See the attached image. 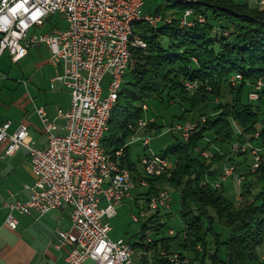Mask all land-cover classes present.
<instances>
[{"label": "built area", "instance_id": "1", "mask_svg": "<svg viewBox=\"0 0 264 264\" xmlns=\"http://www.w3.org/2000/svg\"><path fill=\"white\" fill-rule=\"evenodd\" d=\"M255 1L256 7L263 10L264 0ZM144 5L145 0H0V56L8 52L12 61L18 63L31 50L46 46L50 64L62 69L53 82H60L70 92L69 109H58L55 118L49 116L45 107L37 109L47 139L44 147L34 143L27 125L20 124L12 130L9 120L0 124V144H7L4 155L11 157L21 148L26 149L34 176V184L25 186L28 199L6 204L5 225L17 230L16 214L41 218L54 210L70 208V229L58 230L55 235V247L66 251L68 264H84L88 260L94 264H136L135 249L130 242L111 240L109 220L117 215V208L125 199L132 198L131 192L137 185L147 191L149 178L163 175L171 168L169 158L150 148V123L144 118L136 124V134L131 139L142 142L145 150H149L139 162L142 175L136 176L130 170L124 161L123 148L108 155L102 145L132 52L147 49L138 24L157 28L171 24L174 19L168 14L144 13ZM55 14L66 19L68 28L45 32L48 19ZM191 17L192 12L187 11L180 21L181 27L194 26ZM197 21L204 22V18L198 16ZM192 60L197 63L195 58ZM107 77L110 81L105 93L103 82ZM242 82L241 74L228 80L234 88ZM185 87L194 93L197 84L188 82ZM263 87L262 80L252 85L251 102L260 99ZM142 108L148 111L147 104ZM206 120L207 116H202L187 123L177 122L167 132L187 141ZM59 130L64 134H58ZM215 146L212 143L209 148ZM249 148L253 157L251 170L255 171L260 165V149L250 144H234L231 153ZM216 149L218 154H225ZM211 155L209 149L202 151L206 160ZM236 174V165L225 160L217 178H205L214 189H222L233 177L241 187L245 175ZM103 201L105 206H101ZM147 201L139 216L132 215L134 223L147 219L150 213L170 209L172 193L159 186ZM173 234L170 230V235ZM151 241L150 237L146 239L147 243ZM197 250L202 252L200 246ZM141 257L145 264H157L158 260L167 264H195L189 255L177 251H143Z\"/></svg>", "mask_w": 264, "mask_h": 264}, {"label": "trees", "instance_id": "2", "mask_svg": "<svg viewBox=\"0 0 264 264\" xmlns=\"http://www.w3.org/2000/svg\"><path fill=\"white\" fill-rule=\"evenodd\" d=\"M187 11L192 12L194 26L181 27ZM169 12L174 16L171 24L157 28L138 24L147 49L132 52L102 145L108 155L123 148L124 161L137 175L127 144L145 116L143 105L155 99L167 107L177 104L183 111L172 122L187 123L198 110L203 111L199 117L207 116V120L187 141L174 135V142L161 154L171 161L169 172L149 178L150 188L140 194L141 199L149 198L163 185L177 191L183 228L178 234L163 236L165 225L160 223L162 210H158L141 227L142 233H156L152 241L144 242L143 235L133 248L153 253L177 251L197 264H264L259 253L264 245V87L258 101L249 100L252 85L258 80L264 83V10L247 0H161L151 14ZM198 16L204 22H198ZM236 74L242 75L243 82L234 88L228 80ZM188 82L197 84L194 93L186 89ZM210 105L215 115L204 112ZM164 127L157 123L148 126L157 133ZM208 137L225 151L223 156L214 152L208 160L202 157ZM234 144L260 149V165L255 171L247 164L251 148L232 154ZM225 160L236 165L237 173L248 168L240 201L225 185L214 189L206 182V176L218 177ZM216 224L229 230L226 238L217 232ZM223 246L225 258L220 256ZM157 264L167 263L158 260Z\"/></svg>", "mask_w": 264, "mask_h": 264}, {"label": "rangeland", "instance_id": "3", "mask_svg": "<svg viewBox=\"0 0 264 264\" xmlns=\"http://www.w3.org/2000/svg\"><path fill=\"white\" fill-rule=\"evenodd\" d=\"M245 0H240L243 2ZM251 6L256 7L255 0H247ZM161 3V0H145L144 13H152L154 9ZM257 8V7H256ZM258 10L260 7L258 6ZM264 10V9H263ZM168 15H172L171 12ZM45 32L53 30H65L68 28V23L65 18L59 14L52 15L46 24ZM42 33V32H39ZM44 33V32H43ZM165 45H168V41H165ZM42 59H46V55L42 57L40 54H36V49L30 51V54L27 58L23 59L18 63H14L8 54L5 52L0 56V122L3 120H12L15 123H18L25 116L29 119H34L39 124V119L37 117L36 110L39 108L40 104H46L53 106L51 100L53 98V93H61V104L63 108L69 107L70 103V92L67 89L59 90L61 83L55 82L54 89H51V76L50 66L48 67H39V63L42 62ZM110 78L107 77L103 86L106 88ZM25 97L26 99L22 101L24 104L26 101L29 102V105L25 110L21 108L22 104L19 105L17 102ZM217 105V100L213 101ZM148 105V111L145 112L144 119L149 123H157L159 125L165 126L162 132H156L155 129L149 131L148 136L151 137L150 148L157 154H162V152L174 142L173 133L167 132L168 128L178 121L172 119L182 112L183 110L178 107L177 104L167 107L161 105L158 100H152ZM213 105H210V107ZM37 107V109H36ZM212 111H209L208 114L215 115L214 106L211 107ZM27 112V113H26ZM202 112V110H199ZM213 112V113H211ZM199 118V113H197L196 118ZM193 121L190 119L189 122ZM32 136L37 137L36 132L31 131ZM206 144L208 143V149L212 153L217 152V146L210 147V144L216 143L212 138H206ZM211 142V143H210ZM204 147V146H203ZM202 147V148H203ZM221 149H218V151ZM149 150H145V147L142 145V142H131L130 145V161L134 164L135 168L140 169V160L148 153ZM225 152V151H224ZM3 156V157H2ZM253 158L252 154L249 155L247 164H252ZM30 161L28 157V152L26 149L21 148L13 156L7 157L4 155V148L0 150V220L3 218L6 209H4L5 203H10L14 201L11 195L15 196L18 192H25V183L31 181V175L29 172ZM31 168V167H30ZM241 172H238L236 175L244 174L248 168L243 167ZM246 168V169H245ZM250 168V167H249ZM141 172V170H140ZM236 177L231 178L228 182L225 183V186H229V182L233 179L235 180V190L237 193L236 199L239 200L241 187L236 183ZM163 189H168L172 193V201L170 209H161L160 223L165 225L163 236H169L170 230H173L175 234H178L183 228V223L181 219V205L179 193L167 185L162 186ZM259 189L255 188V193ZM144 189H141L137 185L131 194L132 198L125 199L117 208V215L109 220L111 226L110 238L112 241L116 242L120 239H123L127 242H130L132 245L139 242L141 237L145 235L144 242L148 237L152 238L155 236V232L148 230L146 233H142V224L145 220H142L140 223H134L132 221V215H138L143 209V206H146L148 203V197H143L142 200L140 192H143ZM239 192V193H238ZM234 193V194H235ZM240 201V200H239ZM106 203L103 201L101 206H105ZM170 212L171 215H167ZM150 213L151 214H154ZM19 218L22 215L16 214ZM217 232L222 235V238H226L229 234V230L222 227L219 224L215 225ZM210 242H213V238H209ZM138 248H135V252ZM262 251L260 250L259 253ZM226 252L225 247H222L220 256L225 258ZM134 260V257H133ZM85 264H93L91 260L87 261Z\"/></svg>", "mask_w": 264, "mask_h": 264}, {"label": "crops", "instance_id": "4", "mask_svg": "<svg viewBox=\"0 0 264 264\" xmlns=\"http://www.w3.org/2000/svg\"><path fill=\"white\" fill-rule=\"evenodd\" d=\"M36 54H40L42 57L46 55V59H42L43 61L39 63V67H44V68L48 66H50V68L52 67L50 70V74L52 73L53 74L51 76L50 82H51V89L55 90L54 83L57 81L53 82V79L55 78L57 73H62V69L55 68L50 64L49 52L46 46L42 45L39 48H36ZM63 88L66 89L61 84L60 88L58 89L63 90ZM25 99H26L25 97L21 98L17 102V104L21 105L22 101H24ZM51 102L53 106H49L46 104L39 105V107H45L47 109V112L51 118L56 117L58 109H62L66 111L70 107V103H69V107H65V108H63L62 105L59 104L61 103V93L54 92ZM28 105L29 102L26 101L24 104H22L21 108L25 110ZM211 107H207L206 109H204V112L208 113L209 111H212V109H210ZM197 113L201 115L203 111L199 112L198 110L197 112H194L192 115L189 116V120L190 119L193 120L194 118H196ZM36 115L39 119V124L36 122V120L29 119L27 116H25L18 123L13 122L12 120L9 121L12 122V130L16 129V127L20 124L27 125L29 127L30 133L31 131H33L36 132V134L38 135L37 137H34L30 134L34 143L39 147H44L46 145L47 139L43 133V127L40 118L38 114ZM5 121L8 120H3L0 122V124L4 123ZM58 123L62 125L63 121L58 120ZM256 128L261 129L262 125H257ZM58 134H64V131L59 130ZM129 143H130L129 144L130 147L131 140L129 141ZM6 145H7L6 143L0 144V150L2 151L4 148L5 151ZM136 169L138 170V173L136 174L142 175L140 169L138 168ZM29 172H30L29 175H31V181L25 183V186L34 184V176L32 174L30 167H29ZM234 182L235 180L233 179L231 182H229V186L228 185L225 186L226 191H228L231 194V196H233L234 193L236 192L234 187L235 186ZM24 191L25 192L22 191L18 192L15 196L13 195L11 196L12 198H14V200H22V201L27 200L29 197V192L26 189ZM147 191L144 190L143 192H147ZM143 192H140V194ZM236 194L237 193H235V195ZM138 199L141 200V198ZM6 204L8 203L4 204V209H6V211L4 213L3 218L0 220V264H68L65 260L66 251L58 250L55 247V241H56L55 235L58 230L70 229L71 227L70 208L54 210L41 218H36L33 215L32 216L22 215L19 218L16 216L19 221V226L17 230H11L9 227L5 225V219L8 215V209L6 208ZM260 250L262 251L260 255L264 257V245L260 248ZM143 251L145 250L143 249L136 250L134 255V262L136 264H145V259L141 257V252ZM92 263L94 264L93 261ZM195 264H197V262H195Z\"/></svg>", "mask_w": 264, "mask_h": 264}]
</instances>
